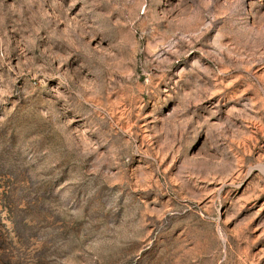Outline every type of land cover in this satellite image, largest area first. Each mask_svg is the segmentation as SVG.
<instances>
[{"label":"rangeland","instance_id":"374dc122","mask_svg":"<svg viewBox=\"0 0 264 264\" xmlns=\"http://www.w3.org/2000/svg\"><path fill=\"white\" fill-rule=\"evenodd\" d=\"M0 264H264V0H0Z\"/></svg>","mask_w":264,"mask_h":264}]
</instances>
